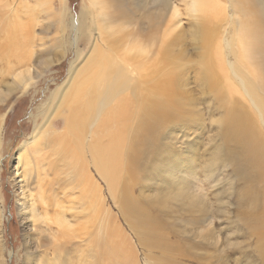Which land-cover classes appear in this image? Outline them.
Masks as SVG:
<instances>
[{
	"label": "bare ground",
	"instance_id": "obj_1",
	"mask_svg": "<svg viewBox=\"0 0 264 264\" xmlns=\"http://www.w3.org/2000/svg\"><path fill=\"white\" fill-rule=\"evenodd\" d=\"M18 1L0 0V164L10 97H26L51 66L74 52L66 78L30 113L33 131L18 154L25 161L18 202L25 222L32 220L25 264H62L63 256L67 264H113L112 235L99 226L117 222L111 201L142 228L137 239L146 264H180L176 241L159 233L162 222L151 215L157 204L129 201L133 209L127 208L126 195L142 175L168 179L172 173L175 181L182 178L174 185L180 191L166 193L163 202L175 200L183 208L185 200L178 197L183 195L190 214L208 210L204 190L192 185L199 150L184 141L185 148L176 150L168 141L194 120L183 116L196 105L185 73L191 69L199 72L198 81L227 95L228 123L222 127L227 154L209 151L206 175L213 179L231 162L254 190L264 183V0H115V10L108 0H86L77 15L68 0ZM53 17L54 32L62 37L54 43L55 55L43 60L44 52L35 50V32ZM47 143H54L53 150L40 154ZM67 194L71 208L64 203ZM259 196L255 191L253 197ZM78 214L99 227L82 223ZM250 216L256 219L250 230L264 239V210ZM4 218L0 207L3 224ZM5 248L6 243L1 250L8 264ZM260 249L264 262V242ZM155 250L173 255L152 256Z\"/></svg>",
	"mask_w": 264,
	"mask_h": 264
},
{
	"label": "rangeland",
	"instance_id": "obj_2",
	"mask_svg": "<svg viewBox=\"0 0 264 264\" xmlns=\"http://www.w3.org/2000/svg\"><path fill=\"white\" fill-rule=\"evenodd\" d=\"M108 1L113 5L111 10L113 7L115 10V0ZM85 2L86 0H68V6L72 13L77 15ZM42 15L43 19L46 15L44 13ZM184 17L188 18L187 16ZM54 19L53 17L50 20H45L46 23L44 22L43 25L36 28L35 35L37 36L34 38L35 50L39 52L41 50L42 52L40 53L44 52L43 56L40 57L43 60L50 59L55 55L54 43L58 44L57 40H61L62 37V33L56 34L54 32L55 29L52 24L55 23ZM38 37L39 39L36 40ZM41 38L42 40H40ZM37 44H41V48ZM187 46L190 48L189 53H191L192 46L190 44ZM73 58L74 52L72 51L58 65L51 66L49 71L39 80V87L31 89V92L27 93V96L23 99H18L19 95H15V93L10 97L9 103L11 106L7 112L8 122L2 135L3 144L1 154L3 158L2 164H0V207L5 215L4 224L0 222V264H4V254L1 248L2 245L5 246V243V258L8 260V264L26 263L25 244H31L30 238H28V231L31 230L32 226L30 227L29 224L32 220L29 219L30 221L28 223L25 222L27 219L22 218L23 212L19 205L22 200L18 202V193H21L20 191L22 190L20 187L21 174H23V166L25 167V161H20L18 154L22 145L30 139L29 135L33 131L34 121L31 119L30 113L34 111L38 104L42 103L50 89H55L58 86L56 82L61 84L66 78L69 61ZM185 73L188 77L190 96L196 99V105L195 110L186 111L183 116L194 115V120H189L190 123H187L185 128L179 129V132L174 129V134L176 135L169 138L168 141L173 144L176 150H181L183 145H185L182 141L188 144L191 143V148L194 146L196 150H199V160L196 164L198 169L195 171L196 177L194 176V184L192 185L195 188H202L201 191L204 190L203 192L208 199V203L205 205L208 210H204L205 208L203 207L206 216L199 213L190 214L184 210L190 206V203L186 201L183 195H178V197L181 198L182 202L185 200L186 204L183 207L184 209L179 207L175 200L172 203L171 200L166 203L163 202V199H169L167 196H170L169 193L171 191H180L174 185H180L182 178L177 177V181H175L172 173L168 179H165L164 174L159 175L153 173L150 176L147 173L142 175L141 178L137 179L140 184L135 185V188L131 187L126 195V201L129 204L127 208H131L129 201L134 203L137 201L141 206L152 205V203L157 204L154 206L151 215L155 220L159 219L162 222L163 230L159 233L170 236L172 240L176 241L178 247V252L176 253L178 256L181 255L178 259L180 264H217L216 262L219 260L218 263L221 264V261L223 260V263L224 259L227 264H264L261 258L263 251L260 249L264 239H260L250 230L251 222L256 221L255 218L250 216V213L256 212L257 210H264L262 201L264 183L258 185L256 190H254L250 184L243 181L241 176L235 173L236 167L231 162H226L225 166L221 165L219 167L220 170L215 173L213 179L206 175V168L203 167V164L206 157L209 156V151L213 150L220 157H224L227 154L224 150L227 145L223 143L222 134L223 125L228 123V116L224 115L226 108H228L227 101L224 100V96L227 97V95L223 90H219L218 92L212 85L210 86L202 81H198L197 77L199 72L194 73L191 69ZM161 74L163 73H156V77H159ZM213 79L214 76L210 77V80ZM32 143L30 142L26 149ZM53 145L54 143H47L46 146L40 149L39 153L47 155L49 151L53 150ZM213 146L216 149H211ZM16 167L19 168L17 169ZM32 173V170H30L29 176ZM58 174L61 177L64 176L62 172ZM175 174L178 175L177 173ZM47 178L44 177V179ZM30 180L31 184L35 185L36 178H30ZM165 181H168V185L165 184ZM62 183L67 186L68 177ZM255 191L260 192V196L256 199L253 197ZM67 193L70 194L72 191L67 189ZM166 193H168L167 196H165ZM68 194L65 196L64 203L71 208L72 203L70 202ZM109 205L112 206L113 213L117 215V222L110 224L101 222L99 226L106 228L112 235L110 238V247L108 248L110 260L113 264H146V257L142 253V247L137 239L140 236L139 231L142 228L140 225L135 227L132 222L126 219L124 213L121 212L118 205L113 204V201L111 203L109 202ZM160 207H163L164 210L161 211ZM216 209H219L220 212L218 213ZM228 209H230V212H227ZM238 209L239 213L237 211ZM80 210L81 206L77 209L68 210V212L75 213ZM175 210H178L177 214H174ZM78 216L81 218L82 223L93 225L82 214H78ZM178 217L181 219L179 220ZM93 226L99 227L97 225ZM38 234L39 231L36 235ZM172 240L167 241L171 242ZM136 247L139 249L138 251H135L134 248ZM131 250L134 252V258L131 256ZM184 251H187L186 254ZM154 255L170 258L173 254H160L155 250L152 256ZM214 256H219V260H217V257H215V260L213 258ZM220 256H222V260ZM200 258L201 260H199ZM69 261L68 258L63 256L62 264H67ZM107 262H103V264H107Z\"/></svg>",
	"mask_w": 264,
	"mask_h": 264
}]
</instances>
